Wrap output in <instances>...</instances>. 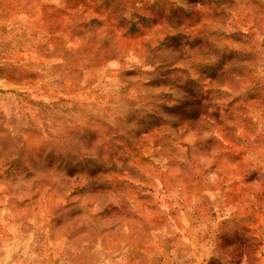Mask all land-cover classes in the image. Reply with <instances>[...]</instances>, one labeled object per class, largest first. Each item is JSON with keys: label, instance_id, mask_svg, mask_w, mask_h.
Instances as JSON below:
<instances>
[{"label": "rangeland", "instance_id": "obj_1", "mask_svg": "<svg viewBox=\"0 0 264 264\" xmlns=\"http://www.w3.org/2000/svg\"><path fill=\"white\" fill-rule=\"evenodd\" d=\"M0 264H264V0H0Z\"/></svg>", "mask_w": 264, "mask_h": 264}]
</instances>
